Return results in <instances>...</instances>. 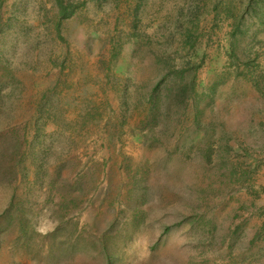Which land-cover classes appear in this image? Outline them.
Returning <instances> with one entry per match:
<instances>
[{
    "label": "rangeland",
    "instance_id": "374dc122",
    "mask_svg": "<svg viewBox=\"0 0 264 264\" xmlns=\"http://www.w3.org/2000/svg\"><path fill=\"white\" fill-rule=\"evenodd\" d=\"M63 1L0 0V264H264V0Z\"/></svg>",
    "mask_w": 264,
    "mask_h": 264
},
{
    "label": "trees",
    "instance_id": "16d2710c",
    "mask_svg": "<svg viewBox=\"0 0 264 264\" xmlns=\"http://www.w3.org/2000/svg\"><path fill=\"white\" fill-rule=\"evenodd\" d=\"M56 2H57V4H58V6H61L60 8H61V10H63V8H65V5H63L64 4V1L63 0H55ZM63 5V6H62Z\"/></svg>",
    "mask_w": 264,
    "mask_h": 264
}]
</instances>
